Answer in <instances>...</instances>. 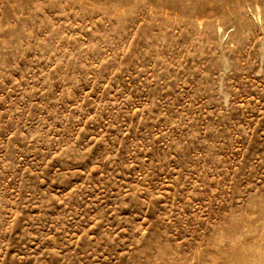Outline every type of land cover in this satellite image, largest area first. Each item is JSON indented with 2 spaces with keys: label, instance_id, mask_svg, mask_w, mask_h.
<instances>
[{
  "label": "rangeland",
  "instance_id": "obj_1",
  "mask_svg": "<svg viewBox=\"0 0 264 264\" xmlns=\"http://www.w3.org/2000/svg\"><path fill=\"white\" fill-rule=\"evenodd\" d=\"M0 264H264V0H0Z\"/></svg>",
  "mask_w": 264,
  "mask_h": 264
}]
</instances>
